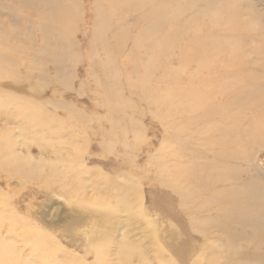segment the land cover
<instances>
[{
  "label": "rangeland",
  "instance_id": "rangeland-1",
  "mask_svg": "<svg viewBox=\"0 0 264 264\" xmlns=\"http://www.w3.org/2000/svg\"><path fill=\"white\" fill-rule=\"evenodd\" d=\"M118 195L107 264H264V0H0V244L96 264Z\"/></svg>",
  "mask_w": 264,
  "mask_h": 264
},
{
  "label": "bare ground",
  "instance_id": "bare-ground-1",
  "mask_svg": "<svg viewBox=\"0 0 264 264\" xmlns=\"http://www.w3.org/2000/svg\"><path fill=\"white\" fill-rule=\"evenodd\" d=\"M123 193H121L120 195H122ZM94 204L96 207V212L94 214L96 213L101 214V217L99 218L101 220H99V224H97V227L96 228L94 227V229L92 230V238H91L93 239V241L94 240L97 241V244L95 245V249H94L96 250L97 261H98L96 264H107L104 262L103 260L104 258H102L103 254L101 252V248L102 247L110 248L112 246V242H113L112 237L118 226V223H116V220H115L117 211L125 213L126 215L128 214L126 219L130 223L133 222L132 220L135 217L131 216L130 214L132 212H131V205L128 202V199L122 196L116 198V201H113V202L97 200V201H94ZM79 206L85 207V202L82 201V204ZM121 238L122 239L120 240V242H118L116 252H115V255H117L120 258V262H121L120 264H131V261H132L131 259H134V258H138L137 264H146L144 260L143 251L138 249V247L135 246L130 241V239L128 238V234L124 232ZM8 263L26 264V263H19L17 261L15 252L12 249V247L9 244L3 243V244H0V264H8Z\"/></svg>",
  "mask_w": 264,
  "mask_h": 264
}]
</instances>
